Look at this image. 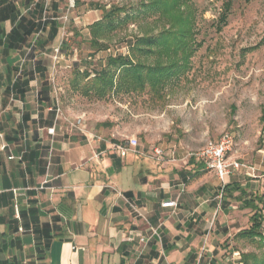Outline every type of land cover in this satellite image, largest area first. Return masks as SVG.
<instances>
[{
  "label": "crops",
  "instance_id": "0c3cea01",
  "mask_svg": "<svg viewBox=\"0 0 264 264\" xmlns=\"http://www.w3.org/2000/svg\"><path fill=\"white\" fill-rule=\"evenodd\" d=\"M48 7L0 0V264H199L195 245L220 202L197 194L202 183L187 193V170L160 166L176 160V149L122 157L115 133L61 116L48 65L28 58L61 28L50 39L57 17ZM197 168L201 178L207 168ZM167 199L178 205L163 206Z\"/></svg>",
  "mask_w": 264,
  "mask_h": 264
},
{
  "label": "rangeland",
  "instance_id": "374dc122",
  "mask_svg": "<svg viewBox=\"0 0 264 264\" xmlns=\"http://www.w3.org/2000/svg\"><path fill=\"white\" fill-rule=\"evenodd\" d=\"M53 1L47 0V17H57L58 35L47 49H32L28 58L32 62L44 58L48 65L61 116L72 118L74 124L82 118L92 131L100 128V122L109 121L111 126L103 127L104 137L115 133L126 141L136 136L139 148L146 151L154 146L176 149V160L160 166L166 171L187 170V193L194 194L202 183L203 190L197 194L220 202L216 214L205 222L201 242L195 245V261L261 264L264 247L259 238L238 235L251 225L255 209L243 207L233 197H219L222 182L214 171L204 170L199 178L193 170L203 162L195 154L229 133L233 140L228 158L243 166L225 185L235 182L248 195L264 198V0H192L196 50L188 67L171 77L159 94L119 93L106 99L72 89L77 68L93 73L106 64L110 54H129L131 41L156 34L170 22L150 6L153 0H76L70 10L67 0H56V9L50 6ZM117 7L123 8L120 16L129 13L131 18L110 32L104 40L108 48L91 56L95 49L89 43L90 25ZM50 30L48 26L40 35L47 40ZM156 59L147 60L155 63ZM239 194V190L234 192V196ZM257 203L264 208V202ZM243 254L250 255L243 259Z\"/></svg>",
  "mask_w": 264,
  "mask_h": 264
},
{
  "label": "trees",
  "instance_id": "16d2710c",
  "mask_svg": "<svg viewBox=\"0 0 264 264\" xmlns=\"http://www.w3.org/2000/svg\"><path fill=\"white\" fill-rule=\"evenodd\" d=\"M145 6L148 7L147 4ZM150 6L158 8L162 15L165 14L170 26L156 34L140 36L135 41H131L129 54H110L106 64L93 73L88 68L80 70L78 67L72 81L74 91L97 99H106L112 94L119 93L148 91L159 94L160 89L166 87L171 77L188 67L190 58L196 50L192 42L196 23L193 1L153 0ZM121 11L123 8L119 7L106 10L102 19L90 25L89 43L95 49L91 56L108 48L104 40L110 36V32L131 18L129 13L120 16ZM51 23L53 32L50 39H53L60 23L54 19ZM151 56H157L155 63L148 62L147 59ZM164 58L167 62L163 61ZM38 67L45 69L41 63ZM98 125L108 127L111 126V122L103 121ZM237 190L240 194L234 196ZM223 195L241 201L245 208L255 209L250 217L251 225L241 230L238 235L251 239L259 238L260 245L264 247V208L257 203V201L264 202L263 196L248 195L246 188L235 182L225 185ZM248 255L250 254H243V259ZM252 256L257 257V255ZM261 264H264V258Z\"/></svg>",
  "mask_w": 264,
  "mask_h": 264
},
{
  "label": "built area",
  "instance_id": "2783aa9c",
  "mask_svg": "<svg viewBox=\"0 0 264 264\" xmlns=\"http://www.w3.org/2000/svg\"><path fill=\"white\" fill-rule=\"evenodd\" d=\"M75 2L76 0H67L69 10L75 7ZM58 111H60V108H58ZM78 123H81L80 118L78 119ZM54 131L55 126L48 128L49 133L53 134ZM0 137L2 138L1 133ZM232 140V136L226 133L219 140L210 142L203 150L195 154L198 159L204 162L208 170L215 172L216 176L222 182V188L225 186L226 179L243 166L238 160H230L228 158L227 154L232 150ZM1 146L2 148H6V144H2ZM113 148L122 157L127 156L129 153H142L139 150V140L135 136L130 137L126 141L115 143ZM154 152L155 155L153 157L156 159L163 156V150L161 148L156 147ZM12 157L10 156L9 158ZM162 205L165 207H175L178 205V201L177 199H167L162 202Z\"/></svg>",
  "mask_w": 264,
  "mask_h": 264
}]
</instances>
